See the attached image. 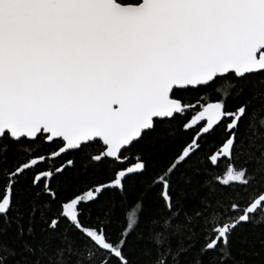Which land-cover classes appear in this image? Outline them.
Instances as JSON below:
<instances>
[{
  "label": "snow or ice",
  "instance_id": "obj_1",
  "mask_svg": "<svg viewBox=\"0 0 264 264\" xmlns=\"http://www.w3.org/2000/svg\"><path fill=\"white\" fill-rule=\"evenodd\" d=\"M0 264H264V0H0Z\"/></svg>",
  "mask_w": 264,
  "mask_h": 264
},
{
  "label": "trees",
  "instance_id": "obj_2",
  "mask_svg": "<svg viewBox=\"0 0 264 264\" xmlns=\"http://www.w3.org/2000/svg\"><path fill=\"white\" fill-rule=\"evenodd\" d=\"M213 87H216V86H213ZM193 102H194V100H193ZM147 151L149 152V154H151L153 156L154 159H157L160 162H163L166 154H164V153H153L151 151V148H148ZM228 162L229 161L227 159H222L220 162V167L217 169V171L219 172V171L224 170L226 168ZM127 195H128L129 203L135 201L141 195V190L139 189V186L130 187ZM129 210H131V209L129 208Z\"/></svg>",
  "mask_w": 264,
  "mask_h": 264
}]
</instances>
